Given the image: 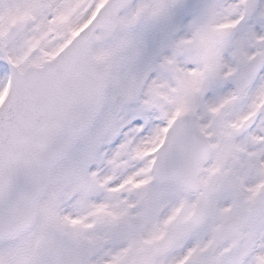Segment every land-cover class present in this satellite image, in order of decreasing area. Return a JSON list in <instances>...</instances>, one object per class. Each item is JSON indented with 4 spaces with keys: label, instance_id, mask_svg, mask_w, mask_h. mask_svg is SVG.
<instances>
[{
    "label": "rangeland",
    "instance_id": "rangeland-1",
    "mask_svg": "<svg viewBox=\"0 0 264 264\" xmlns=\"http://www.w3.org/2000/svg\"><path fill=\"white\" fill-rule=\"evenodd\" d=\"M102 2L0 0V101L5 58L19 70L38 66ZM244 8L246 18L238 27L216 28L231 23ZM263 41L264 0H136L124 10L111 39L97 33L90 53L109 66L99 127L81 137L56 166L38 204L39 218L49 216L60 229L62 250L52 257L33 248L24 261L41 230L36 220L22 237L28 242L0 247V264H174L189 254L187 264H264V191L259 197L252 194L255 182L264 178V122L235 136L238 140L222 141L264 90V69L237 98L235 80L225 75L259 51ZM136 53L139 65L133 66L129 62ZM218 102L228 107L217 115ZM179 112L188 113L195 128L214 140L201 179L215 174L218 190L199 227L182 226L194 198L174 184L116 189L127 179L143 180L140 154ZM95 133L105 136L89 147ZM69 191L83 193L76 196L79 203L67 201ZM233 215L240 217V228L229 239L218 227Z\"/></svg>",
    "mask_w": 264,
    "mask_h": 264
},
{
    "label": "water",
    "instance_id": "water-1",
    "mask_svg": "<svg viewBox=\"0 0 264 264\" xmlns=\"http://www.w3.org/2000/svg\"><path fill=\"white\" fill-rule=\"evenodd\" d=\"M131 1L132 0H110L106 6L102 8V11L105 10L107 12L98 17L83 31V34L85 32L87 33L82 38L79 52L75 53L72 57V63H74L72 64V68L75 67V70H70L68 74V79L70 81L67 80V82L73 84L76 81L75 79L72 80V73L87 79L91 76L92 70L94 71L92 66L97 65L96 67L97 69L99 68V70L101 68L103 75L100 74L101 81L98 85V94L97 89L94 88L86 103L89 108L93 109L89 110L84 115L83 122L81 123L80 116H78L80 108L76 109L73 107L69 98L64 100L67 95L66 93H64L62 102L52 104L47 108L45 112V121L48 123V130L43 133L40 146L42 149L48 148V156L44 154L46 160L44 161L43 167L40 168L37 177H21L23 184L17 187V189H10L5 185L4 178L6 174H8L10 162H12L10 160L12 146H14V142L17 140L22 142V138H24V136L20 134V130H16L19 127L18 118L23 112H30V108L36 112L38 104H42V100H44V96H46V92H48V88H50V84H52V80H54V76H56L58 70H56V62H54L56 57L43 65V67H28L22 74L18 73L16 69L11 66L12 80L10 88L4 103L0 107V193L5 195L0 196V241L13 237L16 233L27 228L32 223L36 209V199L47 189L48 175L53 164L61 158L68 147H70L79 135L90 125L93 117L97 113L106 85V74L101 64L89 62V47L94 41L95 31L101 30L107 37L112 33L117 25L116 18L118 12ZM109 5L111 6L107 8ZM64 50L60 53L61 56L64 52V56H66V50H68V48ZM58 62H60V60ZM56 66H58V64H56ZM63 79L67 78L63 76L61 80ZM88 92H90V90L87 91L86 96H88ZM58 99L57 101H59ZM72 100L74 101L75 98L72 97ZM82 100L83 99H79L76 101L80 103ZM80 105L82 104H78V106ZM22 126L24 125L20 124V128H22ZM19 145L20 144H18V146ZM170 177L178 180L177 177ZM186 188L190 191L193 189L191 187ZM9 189L10 191H8ZM204 212L205 202L200 211L202 217ZM194 224L199 223L196 221ZM24 225L26 226L24 227ZM44 232L46 243L48 239L51 240L53 236H56L54 230H51L48 226Z\"/></svg>",
    "mask_w": 264,
    "mask_h": 264
}]
</instances>
